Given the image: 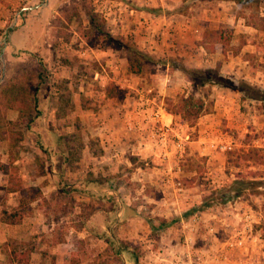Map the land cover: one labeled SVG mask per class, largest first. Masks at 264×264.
<instances>
[{"label":"rangeland","instance_id":"obj_1","mask_svg":"<svg viewBox=\"0 0 264 264\" xmlns=\"http://www.w3.org/2000/svg\"><path fill=\"white\" fill-rule=\"evenodd\" d=\"M119 1L122 7L114 3ZM175 1L166 9L143 7L136 0H53V13L44 31L45 55L14 52L24 59L23 65L17 67L18 59L7 62V77L16 69L26 71L31 76L27 85H36L35 105L29 110L31 123L23 143L13 147L9 157L17 158L23 182L32 184V172L42 173L43 168L50 178L53 169L60 176L59 188L67 191L49 193L40 201V210L33 209L18 226L0 227V244L13 236L32 243L29 264H50L52 258L55 264H69L72 252L78 256V264H133V257L137 264L201 263L195 254L198 249L238 250L235 241L242 235V223L225 210L233 202L241 214L248 212L256 238L252 247L264 260V189L258 194L243 193L222 205L218 199L198 211L202 202L215 196L211 193L214 188L229 180H264V161L235 167L225 158L227 152L250 147L264 157V22L256 21V28L247 29L241 23H230L237 10L231 0ZM34 2L0 0V48L26 15L47 0ZM154 2L158 4V0ZM87 12L98 14V31L88 27ZM245 12L264 18V5ZM219 26L233 30L230 51L212 52L197 45L204 27ZM119 37L131 40L157 62L145 63L138 75L125 73L126 59L114 43ZM216 71L237 90L201 83L212 79ZM14 76L3 80L1 92ZM188 95L204 97L212 108L195 121L183 123L165 108ZM123 105L138 109L160 106L170 115L172 131L160 153L153 147L156 155L137 162L143 168L155 165L163 169L161 178L152 174L139 181L136 174L140 172L131 174L127 160L91 157L87 142L98 140V128L103 125L118 130ZM202 118L206 121L200 122ZM63 134H70L63 144L70 154L66 164L55 140ZM107 136L108 145L114 146L119 135ZM222 142L229 143L231 150L209 148L210 143ZM177 143L182 151L175 147ZM0 151L5 162V151ZM120 152L126 159L127 151ZM87 190L91 197L85 194ZM161 198L165 205H160ZM14 199L0 191V210L14 205ZM123 205L133 213H125ZM224 216H230L228 225L220 221ZM54 226L63 232V243L52 244ZM123 246H128L131 255L121 251ZM204 257L200 255L202 260Z\"/></svg>","mask_w":264,"mask_h":264},{"label":"trees","instance_id":"obj_2","mask_svg":"<svg viewBox=\"0 0 264 264\" xmlns=\"http://www.w3.org/2000/svg\"><path fill=\"white\" fill-rule=\"evenodd\" d=\"M237 6L235 12L236 18L244 20L246 26L256 28V21L264 22L263 17H259L258 14L253 12H245L251 9L256 10L259 4L264 5V0H231ZM87 24L91 29L99 30V16L94 12H87ZM98 17V19H97ZM233 31L229 27H219L216 30L204 31L198 41V46L202 49L209 51L226 52L231 50ZM108 37V36H107ZM116 50L120 52V55L126 59V70L129 74L138 75L141 73L145 63H153L155 61L152 56H149L146 52L137 48L131 40H124L119 37L114 40ZM237 50V48L235 49ZM235 51L234 53H236ZM33 76V75H32ZM31 76L26 71L18 72L11 81H9L8 89H3L0 94V103L3 107L12 109L17 108L19 117L16 121H5L3 118L0 121L1 127L6 129L9 145L15 146L19 141L23 130L27 129L29 123H31L32 116L29 110L35 105V87L36 85H27V81ZM191 83L195 84L193 78H190ZM11 82V83H10ZM211 82L216 85H222L229 89L232 88V83L222 80V77L215 72L212 79L203 80L201 83ZM15 83L23 84L21 87L16 86ZM26 84V85H25ZM2 85V84H1ZM0 85V87H1ZM3 87V86H2ZM24 89V92L23 90ZM30 90V92H29ZM242 91V90H239ZM243 92V91H242ZM33 106V107H32ZM212 108V102L206 100L204 97H195L188 95L187 97L180 98L176 103H168L166 112L177 115L180 121L183 123L193 122L200 116L207 114ZM4 110V109H3ZM33 111V109H31ZM1 113V112H0ZM0 127V128H1ZM70 138V134H63V138L56 136L57 152L63 156V163L66 164L70 156L67 145L63 144ZM93 141V140H92ZM87 142L86 147L93 156H98L101 153L99 146L97 145V139L94 142ZM38 148H41V144L38 143ZM83 148L81 144L80 149ZM257 148L250 147L242 152H227L225 155L226 161L232 163L233 166L239 165L247 166L249 164H261L264 161V157L259 154ZM80 154V151H79ZM13 161H9L8 166H4L0 163V173L7 176V182L3 188L4 194L14 193L16 194V205L12 207L3 206L0 210V221L7 225L19 224L22 219L29 215L31 212L30 204L42 200L40 190L36 186H26L23 184L18 169L14 166ZM254 174V173H253ZM260 189H264V180H245V179H233L227 181L224 185H219L211 192L214 197H208L198 207L199 210H204L213 204H216V200L220 199V205L225 204L231 200L237 199L243 193L258 194ZM61 194H66L67 191L61 189ZM64 196V195H63ZM209 200L212 201L209 203ZM216 201V202H214ZM124 212L133 213L127 206H122ZM57 220V219H56ZM54 220L56 223L57 221ZM50 233L52 236V244L63 242V232L58 231L54 226ZM121 251L127 255H131L128 246H123ZM34 252V246L30 241H19L16 239H6L0 244V254L3 256V264H29L30 256ZM69 264H78L79 258L73 252L71 253ZM133 264H137L135 258H131ZM50 264H55L52 258Z\"/></svg>","mask_w":264,"mask_h":264},{"label":"crops","instance_id":"obj_3","mask_svg":"<svg viewBox=\"0 0 264 264\" xmlns=\"http://www.w3.org/2000/svg\"><path fill=\"white\" fill-rule=\"evenodd\" d=\"M30 1L33 4L35 3L34 2L35 0H30ZM52 1L53 0H47V2L45 4H43V5L39 4L40 7L37 4L35 7L36 9L32 10V12H30L26 15V18H25L24 22L22 23V25H18L17 28H15L14 30H12L9 33L8 42L3 43V46L0 48V54H1V58H2V61H0V85L2 84L3 80L7 79L8 77H11L14 74L16 75L19 72L16 69V71L13 74H11V76L7 77L5 75V68H6V64L8 61L11 62L12 59H18V60H20V65L17 67H20L21 65H23L24 59H22L21 56L13 55L12 53H14V52H15V54L16 53H24V54L25 53L26 54L36 53L38 56L39 55H41V56L45 55L46 46L44 44L45 42L43 41V40H45V36H44L45 32L44 31H45V26L48 22L49 15H52V13H53V7H51ZM153 1L154 0H151V2L149 3L150 6H154V5L156 6L157 5V7L166 8V9H171L176 3L175 0H158V4H157V2L156 3L154 2L155 3L154 4ZM39 8H42V9L38 10ZM230 19H231L230 23H232V24L234 22H237V23H241L242 27H244L246 29L252 28V27L246 26L243 19L236 18L235 14L231 15ZM221 21H222L221 23H223L224 20L222 19ZM227 22L229 23V20H226V23L225 22L224 23L226 25H230ZM219 27H224V26H219ZM219 27H216L215 29L204 27L203 32L208 31V30H216ZM225 27H229V26H225ZM229 28H231V27H229ZM233 45L234 44L232 41L231 46H233ZM235 54H233V55H235ZM62 64L66 65V61L65 62L63 61ZM125 73H128L127 70H125ZM120 88L122 89V86H120ZM45 91L46 90H44V92ZM0 94H1V91H0ZM219 100H220L219 103H221V101H223V98L221 97V98H219ZM121 107L123 110H122V113L120 114L121 118L119 120H117L118 122H116V125L118 127V128L117 127L116 128L118 129L117 131H120L122 133V135L117 134L116 133L117 131H115V129H113V128L110 130L105 125L99 127L98 128L99 130H98L97 142L99 144L101 153L98 156H93L90 153L91 157L102 159V158L107 157V155H109V157L111 159H114V162L127 160L128 164L132 165L131 166V174H133V175L136 174V172L134 173L133 171L140 172L139 175L136 174L137 180H139V181L147 178V176H151L152 174H155L156 176L159 175L161 178L163 176V173H164L163 169H158L157 167H155V165L143 168L141 165L137 164V162H139V161L141 162L142 160H145V159L151 157L152 155H156V152H154L153 147L155 148V150L158 153H160V149H161L160 146H158L156 144H152V143H154V141L150 138V134H149L150 130L149 129H151V123L149 121H147V122L142 121L145 116H143L141 114L140 109H138L136 107V105H131V106L123 105ZM213 108L216 109L215 104H214ZM145 111L148 112V111H151V109L146 108ZM0 112H1L0 121L3 118L5 121L14 122L19 117V113H18L17 108H12V109L6 108L5 109L3 107V105H1V103H0ZM53 113H54V111H53ZM53 118H54V116H53ZM170 121H171V118H170ZM199 121L205 122L206 120H205V118H202V121L201 120H199ZM0 127H1V125H0ZM26 131H27V129L23 130L22 135H21L19 141L17 142V144L15 146L23 143V136H24V133H26ZM110 133H112L113 136L119 135V137H120V138L118 137L117 140H115L117 142L112 147H110L108 145L109 142H107L108 141L107 135ZM222 144L228 145L230 147V150H231V146L229 143H225V142L223 143L222 142ZM15 146L9 145L6 129H4V127L3 128L1 127L0 128V149L5 151L6 161L3 162L0 159V163L3 164L4 166H8L9 161H13L12 164L17 167L18 174H19V176L23 182V178L21 177V173H20V166L19 167L17 166V164H18L17 158L12 157V156L9 157V154L11 153V151H13L12 148ZM124 150H126L128 153V155L126 156V159H123V154H121V152H120V151L123 152ZM81 152H82V150H81ZM0 153L2 154V151H0ZM130 159L133 163L130 161ZM47 160H46V162H47ZM47 164H49V163L47 162ZM45 170L46 169L43 168L42 173H37L35 175H34V172H32L31 176L34 177V180H35L32 182V184H28L26 182H23V184H25L26 186H36L41 192L42 200L47 199L46 196L49 193H51L52 191H54L55 189H61L63 187L62 186L61 188H59V185L61 184L60 183V176H57L58 174H57V172H55V170H53V169L51 170L50 178H48L46 176ZM39 179H41V181H39ZM44 180L46 181V183H44ZM36 181H39V182H36ZM6 182H7V176L0 173V191L5 196L14 195L15 196V199H14L15 204L12 206H15L16 205V194H14V193L4 194V192H3V188L5 187ZM153 183H154L153 185H157V186L160 185V182L159 183L153 182ZM90 190H87L85 193L87 195H90L89 197L92 196ZM80 192H81V194H84L82 191H80ZM42 200H40V201H42ZM40 201L33 202L30 204L31 211L33 209H39L40 210V205H41ZM160 205H165V201L162 198L160 199ZM4 206H8V205H4ZM12 206H8V207H12ZM227 206L228 207H226L225 210L228 211V214H227V211H226V214L238 217V220L241 221V223H242L241 232H240V233H242V235L239 236L238 239L235 241V242H237L236 245L238 247V250L234 251L233 248L227 249L226 247H224V249H221V250L209 248V249H206L203 251V250L198 249L197 252H195V254L197 255V259H199V261L201 260V263L197 262L194 264H264V260L261 261L260 256L258 255V252L254 251V248L252 247L254 245L253 242L256 241V238H255V235H252L251 230H250V222H248V220H249L248 212L246 213L244 210L241 214L238 211L239 206L235 202L229 203ZM99 212L102 215L104 213L100 209L99 210L97 209V213H99ZM43 216H44V214H43ZM26 217H24V218H26ZM208 217H211V216L209 215ZM229 217L224 216L220 221L223 224L226 223V225H228L227 220L229 219ZM23 219H22V221H23ZM14 226H18V224L7 225V224H4L0 221V227L13 228ZM13 238L16 240H19V241H25V239L19 238L17 236H13L12 239ZM61 243H63V242H61ZM57 244H59V243H57ZM184 251L185 250H183V252ZM200 255L205 256L203 260L200 258ZM262 257H264L263 254H262Z\"/></svg>","mask_w":264,"mask_h":264},{"label":"built area","instance_id":"obj_4","mask_svg":"<svg viewBox=\"0 0 264 264\" xmlns=\"http://www.w3.org/2000/svg\"><path fill=\"white\" fill-rule=\"evenodd\" d=\"M136 1L140 2L141 4L140 6H143V7L150 6L149 3L151 2V0H136ZM109 2L112 3V1H109ZM114 3L118 5L119 7H122L121 1L114 2ZM128 11L129 13H133L132 9H129ZM149 92L150 90H147L146 93H149ZM147 102L148 100H145L143 105H146ZM146 108L148 107H142L140 111H141V114L145 116L142 121L144 122L149 121L151 123V129H149L150 130L149 134H150V138L154 141V143L152 144L163 146L164 143H166V140L168 136L170 135V132L172 131V128L170 127V124H171L170 115H168L163 110V108L160 106H157L148 112L145 111ZM175 147L178 149V151H182V145L180 143L175 144ZM209 148L219 149L221 152L230 150V147L228 145L222 144V143L221 144L210 143Z\"/></svg>","mask_w":264,"mask_h":264},{"label":"water","instance_id":"obj_5","mask_svg":"<svg viewBox=\"0 0 264 264\" xmlns=\"http://www.w3.org/2000/svg\"><path fill=\"white\" fill-rule=\"evenodd\" d=\"M28 9V8H27ZM0 61H2L1 54H0Z\"/></svg>","mask_w":264,"mask_h":264}]
</instances>
